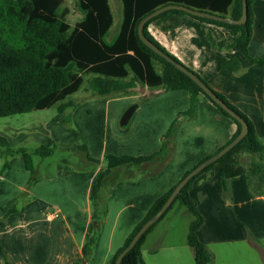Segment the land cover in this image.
Wrapping results in <instances>:
<instances>
[{
	"label": "crops",
	"instance_id": "obj_1",
	"mask_svg": "<svg viewBox=\"0 0 264 264\" xmlns=\"http://www.w3.org/2000/svg\"><path fill=\"white\" fill-rule=\"evenodd\" d=\"M253 10L249 51L252 57L264 59V0H254ZM148 32L247 115L264 144V67L247 62L237 48H213L208 33L220 39L222 34L228 37L225 29L184 16L174 29L152 23ZM222 57L238 58L242 71L220 70ZM136 89L131 95L94 102L95 112L86 104L63 114L56 107V115L43 119L40 133L12 131L13 123L9 122L3 136L11 147L29 151L55 144L64 150L81 151L76 146L85 144L89 155L98 160L107 155H152L161 149L163 136L178 114L190 108V98L186 91ZM143 97L148 99L136 107L127 129L120 131L125 112ZM65 117L71 118L66 126L61 123ZM236 131V123L202 96L198 119L183 122L175 155L160 173L155 174L160 163L112 170L103 182L101 196L107 200V214L92 264H113L117 252L153 204L187 171L227 145ZM29 141L37 142V146L30 148ZM3 151L0 149V249L10 264H75L92 232L95 205L91 196L104 168L81 151L85 154L81 166L63 160L54 174L42 175L36 170L39 181L27 190L31 173L22 156L9 157ZM255 158L245 154L242 164L248 167ZM6 162L10 168L1 175ZM190 195L204 217L198 236L213 254L211 264H264V194H255L248 181L239 177L230 181V193L225 198L220 167L216 166L212 174L195 180ZM187 212L176 203L148 234L142 247L146 264H195V249L188 244L192 218L181 220ZM0 264H5L1 254Z\"/></svg>",
	"mask_w": 264,
	"mask_h": 264
},
{
	"label": "trees",
	"instance_id": "obj_2",
	"mask_svg": "<svg viewBox=\"0 0 264 264\" xmlns=\"http://www.w3.org/2000/svg\"><path fill=\"white\" fill-rule=\"evenodd\" d=\"M73 1L77 2V8L82 17L74 26H71L66 19L67 13H59L66 0H0V118L53 107H57L61 114L69 108L76 109L79 103L69 98L80 92L86 83L88 89L103 100L131 95L138 86L146 87L151 91H186L190 98V108L178 114L163 136L161 149L152 155H107L103 160H98L89 155L85 144L76 146L87 155L89 161L102 165L104 168V171L97 176L91 196L95 205L92 232L75 262V264H92L107 214V200H103L101 196L103 182L112 170L118 167H142L149 163H160L155 174L160 173L175 155L176 138L183 122L198 119L202 96L218 112L236 123L237 131L231 141L242 130V124L222 107L216 105L197 83L156 54L140 39L138 27L141 20L154 11L172 4L239 20L243 14V0H120L122 3L121 27L118 34L110 41L107 37L114 24L110 1ZM253 4L254 0H248V20L242 25L201 18L180 10H168L147 22L144 32L146 37L165 54L185 66L150 35L148 27L155 23L163 29H174L182 17L189 16L221 27L228 32V37L222 34L220 39L215 38L211 32L208 33L207 38L213 48L219 51L237 48L247 62L264 67V59L252 57L249 51L254 23ZM167 21L171 23L164 26ZM188 69L209 86L201 76ZM219 69L240 73L243 66L238 58L222 57ZM214 93L247 123V135L233 149L203 169L184 186L158 222L152 225L136 245L125 254L121 264H146L142 255L143 244L148 234L165 218L176 203L184 206L192 216L188 244L195 249V264H211L213 254L198 236V231L204 224V217L199 211L197 202L191 197L190 191L197 178L203 174H212L216 166L220 167L225 198L230 193V181L239 177H244L248 181L255 194L258 196L264 194V144L256 133L255 125L225 96L216 91ZM147 99L148 97H143L137 107ZM61 123L65 126L69 125L71 118L65 117ZM57 146L56 144L51 147L42 145L34 151L24 147L13 148L9 141L0 135V147L4 149L3 154L9 157L22 156L26 169L31 173L27 190L39 181L33 156L49 157ZM224 147L196 166L219 153ZM245 154L256 157L248 167L242 164V156ZM9 168V162H6L1 175ZM191 170L187 171L182 179ZM176 186L153 204L145 218L117 252L113 264H116L119 256L131 244L141 227L161 210ZM25 194L26 192L23 193ZM14 211V209L11 210V212ZM0 254L5 264H10L1 249Z\"/></svg>",
	"mask_w": 264,
	"mask_h": 264
},
{
	"label": "water",
	"instance_id": "obj_3",
	"mask_svg": "<svg viewBox=\"0 0 264 264\" xmlns=\"http://www.w3.org/2000/svg\"><path fill=\"white\" fill-rule=\"evenodd\" d=\"M168 10H180V11H184L186 13H189L191 15L197 16V17H201V18H207V19H211V20H215V21H220V22H224L227 24H232V25H242L244 23L247 22L248 20V0H243V14L242 17L239 20H233L230 19L228 17H224L221 16L219 14H215V13H211V12H204L201 10H197L194 8H190L184 5H168L165 7H162L156 11H154L153 13L147 15L146 17H144L138 27V33L140 36V39L148 46L150 47L156 54H158L159 56H161L162 58H164L165 60H167L169 63L173 64L176 68H178L180 71H182L183 73H185L186 75H188L195 83H197L202 91L208 96L210 97V99L216 104L219 105L220 107H222L228 114H230L232 117H234L235 119H237L241 124H242V130L241 133L234 139L232 140L227 146H225L219 153H217L216 155L212 156L211 158L207 159L206 161H204L203 163H201L200 165L194 167L176 186L175 190L173 191V193L171 194V196L169 197V199L166 201V203L164 204V206L161 208V210L153 217L151 218L149 221H147L142 227L141 229L138 231V233L135 235V237L133 238L131 244L122 252V254L119 256L116 264H121V261L123 259V257L125 256V254H127L135 245L136 243L139 241V239L143 236V234L152 226L154 225L156 222H158V220L161 218V216L169 209V207L172 205V203L174 202L175 198L177 197V195L180 193V191L184 188V186L193 178L195 177L197 174H199L203 169H205L207 166H209L210 164L216 162L218 159H220L222 156H224L227 152H229L231 149H233L248 133V125L247 123L241 119L233 110H231V108L225 104V102H223L215 93L213 90H211V88L209 86H207L205 84V82H203V80L198 77L195 73L191 72L187 67L181 65L179 62H177L175 59H173L171 56L165 54L157 45H155L153 42H151L145 35L144 32V28L147 22H149L151 19H153L154 17L160 15L163 12H166ZM136 106L131 107L130 109H128L125 114L123 115L120 124L121 126H126L128 125L135 109Z\"/></svg>",
	"mask_w": 264,
	"mask_h": 264
},
{
	"label": "rangeland",
	"instance_id": "obj_4",
	"mask_svg": "<svg viewBox=\"0 0 264 264\" xmlns=\"http://www.w3.org/2000/svg\"><path fill=\"white\" fill-rule=\"evenodd\" d=\"M110 5L113 11L114 15V24L111 28V31L109 33V36L107 37V40H112L119 32L122 22V4L120 0H109ZM67 13V21L71 26H74L80 19H81V13L78 11L77 8V2L73 0H66L63 7L60 9L59 13ZM181 62V61H180ZM86 79H89V77H86ZM87 88V90H86ZM144 87L138 86L136 89V92H143ZM69 100L75 101L79 103V105H87L86 107L90 108L95 112L94 107L92 105L94 102L102 101L103 98H98L94 93L88 89L87 83L83 87V89L78 92L77 94L71 96ZM92 107V108H91ZM78 108V107H77ZM56 107L50 108V110H42V111H34L28 114H22V115H16L12 117L7 118H0V135H3L5 133V129L7 128L6 124L11 122L13 123L12 131L17 132H41L43 127V119L56 115ZM96 118V116L93 118V120ZM100 119V116H99ZM126 126L119 125L120 131H125L127 129ZM30 148H34L37 146V142L35 141H29ZM2 149V147H0ZM85 156V154L79 150H64L62 148H57L54 153L46 158H42L40 156H33V163L36 170H39V172L44 174H54L55 169L57 165L65 160L66 162H69L71 165L78 167L82 165V159ZM17 157V156H16ZM39 179V178H38ZM110 179H114L113 177ZM192 218L191 215L187 212L186 215H183L181 220L185 221V218ZM259 228V227H258ZM246 262H249L247 256L242 257Z\"/></svg>",
	"mask_w": 264,
	"mask_h": 264
},
{
	"label": "built area",
	"instance_id": "obj_5",
	"mask_svg": "<svg viewBox=\"0 0 264 264\" xmlns=\"http://www.w3.org/2000/svg\"><path fill=\"white\" fill-rule=\"evenodd\" d=\"M55 217H57L58 215L56 214V215H54Z\"/></svg>",
	"mask_w": 264,
	"mask_h": 264
}]
</instances>
